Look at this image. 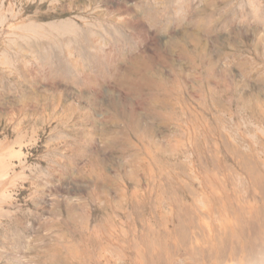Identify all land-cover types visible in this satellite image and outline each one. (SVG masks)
<instances>
[{
    "label": "rangeland",
    "instance_id": "374dc122",
    "mask_svg": "<svg viewBox=\"0 0 264 264\" xmlns=\"http://www.w3.org/2000/svg\"><path fill=\"white\" fill-rule=\"evenodd\" d=\"M0 264H264V0H0Z\"/></svg>",
    "mask_w": 264,
    "mask_h": 264
}]
</instances>
